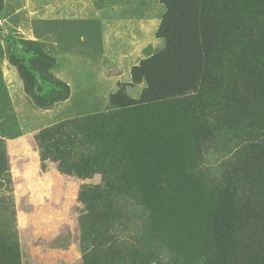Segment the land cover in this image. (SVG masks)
Listing matches in <instances>:
<instances>
[{
	"label": "trees",
	"instance_id": "1",
	"mask_svg": "<svg viewBox=\"0 0 264 264\" xmlns=\"http://www.w3.org/2000/svg\"><path fill=\"white\" fill-rule=\"evenodd\" d=\"M159 2L163 47L131 67L107 111L33 135L40 158L83 182V264L90 247L111 243L123 202L141 223L137 243L166 247L169 264H264V0ZM19 43L29 56L19 66L24 92L45 107L39 85H49L53 58L38 42ZM135 86L132 98L125 90ZM222 141L238 148L212 184L203 150ZM12 187L0 138V264H20Z\"/></svg>",
	"mask_w": 264,
	"mask_h": 264
},
{
	"label": "rangeland",
	"instance_id": "2",
	"mask_svg": "<svg viewBox=\"0 0 264 264\" xmlns=\"http://www.w3.org/2000/svg\"><path fill=\"white\" fill-rule=\"evenodd\" d=\"M163 11L159 0H0V138L13 170H21L17 154L21 158L24 155L16 153L23 144L16 140L30 143L40 131L109 109V96L117 91L118 84L130 81L131 67L163 47L153 32ZM21 40L38 42L53 58L48 68L52 76L49 85L37 83L43 91L39 94L45 93V107L24 92L19 66L24 62L28 67L29 56L23 54ZM15 60L20 63L16 65ZM140 90L141 86H135L125 91L136 98ZM237 144L222 141L205 145L202 165L209 182L219 184ZM44 162L46 166L49 163ZM52 165L58 174L45 170V178L53 179L51 195L47 188H38L35 195L30 192L28 202L32 206L26 203L23 191L18 193L12 187L20 264H83L76 210V194L83 182ZM89 183H97V178ZM41 197H49L55 204L48 212L50 221L32 213L36 199ZM64 199L66 206L60 203ZM15 200L20 203V213ZM122 207L118 227H108L111 243L88 249L90 263L103 264L109 256L125 259L123 264H169L172 254L166 247L157 242L137 243L141 223L132 217L129 202H123ZM38 217L55 224L34 226L31 219ZM41 230H51L47 233L50 239H33ZM126 248H136L137 255L130 256Z\"/></svg>",
	"mask_w": 264,
	"mask_h": 264
},
{
	"label": "crops",
	"instance_id": "3",
	"mask_svg": "<svg viewBox=\"0 0 264 264\" xmlns=\"http://www.w3.org/2000/svg\"><path fill=\"white\" fill-rule=\"evenodd\" d=\"M163 9H164V7H163ZM157 26L158 25L154 26V29H153L154 33L157 29ZM154 38H155V36H154ZM155 39H157V38H155ZM31 140H33V141H31L30 143L28 141H24L22 138L16 140V141L23 142V144L19 143L21 145H20V148L18 149V152H16V153H20V152L24 153L22 158H21V156H19L17 154V156H18L17 160H19L17 163L19 164V167L21 170H19V171H16V169L13 170L12 165L10 164L11 161H9V157H8V165H9L11 179H12V186L14 187V189H16V191H18V193H21V191H23L22 193H24L26 195V203H28V204H29V202H28V200H29L28 196L29 195L28 194L30 192H32L34 195L39 194L38 188H40V191H42V189L47 188L49 194L51 195L50 190H52V188L54 186L52 184L53 179L51 178L49 180V179L45 178V174H46L45 170L47 169L51 173H54V174L57 173L58 174L57 170L53 168L54 166L52 165V162L48 161L49 163L47 166H46L44 161L40 162L41 159H40L39 149H38L34 139L32 138ZM24 144L28 145L27 149H25L26 145H24ZM42 163H44V164H42ZM60 201H62V200H60ZM65 202H66V199H64V201L60 202V203H61V205L66 206ZM15 203L17 206L16 209H18L17 212L20 213L19 212L20 211V209H19L20 203H18V201H16V200H15ZM54 205H55L54 202H51L49 197L48 198H46V197L37 198L34 206L32 207V209L34 211L32 213H33V215L35 213L36 216H39L41 218H46L50 221L51 219H49L48 212H49V210H51L53 208ZM29 206H32V204H29ZM39 217L35 218V219H33V218L31 219L32 220L31 223L33 222L32 224L34 226L41 225L42 224L41 222H44V224H46V225L51 224L52 226L55 224L54 222L50 223V222H47L45 220H42ZM17 222L19 225V221H17ZM21 227H23V224ZM33 227H32V233H33ZM50 231L51 230H49V231H47V230L36 231V236H34L33 239L36 238V239H39V240L45 242V239L47 237H48L47 240L50 239V235H47V233L50 234Z\"/></svg>",
	"mask_w": 264,
	"mask_h": 264
}]
</instances>
